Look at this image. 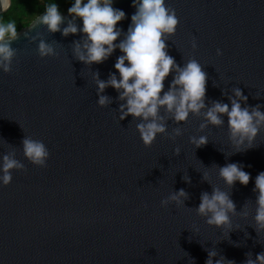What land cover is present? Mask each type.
I'll return each instance as SVG.
<instances>
[{
	"label": "water",
	"instance_id": "95a60500",
	"mask_svg": "<svg viewBox=\"0 0 264 264\" xmlns=\"http://www.w3.org/2000/svg\"><path fill=\"white\" fill-rule=\"evenodd\" d=\"M5 3L9 7L10 0ZM166 4L178 18L167 52L178 65L189 57L202 65L205 104L228 103L238 87L248 106L260 105L264 111V0ZM8 7L0 5V13ZM113 7L125 12L117 26L126 31L135 11L131 0H114ZM28 26L11 42L16 49L11 71L0 72V154L15 148L25 165L0 186V264H204L211 250L217 253L213 260L223 256L243 264L264 251V231L257 232L253 221L254 177L264 171V124L252 147L237 151L227 117L224 124H209L202 131V114L179 125L166 117V134L145 147L135 130L138 121L118 119L122 101L116 90H104L110 104H96L92 73L107 79L119 50L100 64L85 66L72 56L79 32L62 36L38 22ZM39 40L52 44L57 54L38 57ZM170 79L171 74L165 90ZM176 127L181 135L170 139ZM24 135L46 145L45 167L24 160L19 149ZM198 135L208 142L194 148L188 138ZM232 162L250 174L247 185L235 182L229 188L218 177V166ZM213 186L227 191L235 203L230 229L208 226L194 211L201 192ZM179 189L188 194L184 207L160 205Z\"/></svg>",
	"mask_w": 264,
	"mask_h": 264
},
{
	"label": "clouds",
	"instance_id": "9594fccd",
	"mask_svg": "<svg viewBox=\"0 0 264 264\" xmlns=\"http://www.w3.org/2000/svg\"><path fill=\"white\" fill-rule=\"evenodd\" d=\"M113 2L114 0H72L66 9L67 15H63L55 0H48L44 12L30 20L28 28L38 22L48 32H60L62 36L79 32V39L72 41V56L85 66L100 64L115 49L119 50L120 55L112 66L115 71L110 72L107 79H100L98 72L92 73L96 104L100 107L110 104L111 98L103 94L104 90L108 87L116 90L117 99L122 101L118 107V119L121 121L131 116L138 121L135 130L145 147L150 146L157 135L166 134V117L179 125L190 115L202 114L203 120L198 125V130L202 131L209 124L220 126L225 123L224 117H227L229 138L236 150L251 148L261 124H264V111H261L260 105L248 106L247 96L238 87L232 89L228 103L212 101L210 106L205 104L207 73L202 65L192 57L178 65L167 52L166 41L174 35L178 18L175 10L166 4V0H131L135 11L130 16L127 30L123 32L117 22L125 18V12L114 8ZM3 6L7 8L8 4L4 3ZM16 38L15 21L0 18V72L11 71L16 54L11 42ZM190 47H197L195 39L190 40ZM36 52L40 58L57 54L52 44L44 40H39ZM216 55H221L220 49L216 50ZM169 74L171 79L165 90L164 81ZM242 102H245L244 107H241ZM179 135L181 128L176 127L169 138ZM188 142L194 148H199L208 142V138L205 135L190 136ZM19 149L28 163L37 167L46 166L49 150L42 140L24 135ZM173 152L179 154V148H174ZM13 170H25L24 163L17 159L15 148L0 154V186L11 182ZM217 174L229 188L235 182L247 185L250 178V174L238 162L218 166ZM207 175L204 172L202 179L207 180ZM182 178L186 183L189 182L187 175ZM253 192L256 194L253 221L257 232L264 231V171L254 177ZM187 198L188 194L184 189H179L162 198L160 205L165 207L173 203L177 207H184ZM194 211L204 218L206 225L230 229L229 214L235 213L236 207L227 191L213 186L211 192H201ZM216 255L214 250L208 251L204 264H234L223 256L213 260ZM246 255L250 257V254ZM243 264H264V251L257 253L255 259L246 258Z\"/></svg>",
	"mask_w": 264,
	"mask_h": 264
},
{
	"label": "trees",
	"instance_id": "16d2710c",
	"mask_svg": "<svg viewBox=\"0 0 264 264\" xmlns=\"http://www.w3.org/2000/svg\"><path fill=\"white\" fill-rule=\"evenodd\" d=\"M48 0H10L8 9L0 13V18L13 20L16 23L17 31L29 25V21L44 12L45 4ZM62 13H67L66 9L72 0H55Z\"/></svg>",
	"mask_w": 264,
	"mask_h": 264
},
{
	"label": "bare ground",
	"instance_id": "6f19581e",
	"mask_svg": "<svg viewBox=\"0 0 264 264\" xmlns=\"http://www.w3.org/2000/svg\"><path fill=\"white\" fill-rule=\"evenodd\" d=\"M5 0H0V5H4Z\"/></svg>",
	"mask_w": 264,
	"mask_h": 264
}]
</instances>
